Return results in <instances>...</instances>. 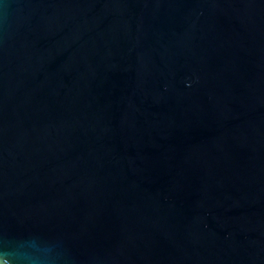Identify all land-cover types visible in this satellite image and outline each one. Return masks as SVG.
<instances>
[{
    "label": "water",
    "instance_id": "obj_1",
    "mask_svg": "<svg viewBox=\"0 0 264 264\" xmlns=\"http://www.w3.org/2000/svg\"><path fill=\"white\" fill-rule=\"evenodd\" d=\"M0 264H264V0H0Z\"/></svg>",
    "mask_w": 264,
    "mask_h": 264
}]
</instances>
